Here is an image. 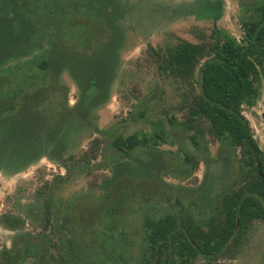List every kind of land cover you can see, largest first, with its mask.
<instances>
[{
    "label": "rangeland",
    "instance_id": "rangeland-1",
    "mask_svg": "<svg viewBox=\"0 0 264 264\" xmlns=\"http://www.w3.org/2000/svg\"><path fill=\"white\" fill-rule=\"evenodd\" d=\"M261 1L0 0V62L5 60L0 76L9 72V88L0 94V110L6 109L0 112V215L23 220L15 229L0 223V249L11 250L22 236L41 231L44 191L57 175L66 179L54 184L49 200L79 264L89 263L92 253L79 233L96 232L93 220L113 184L128 198L120 199L126 222L108 233L134 229L128 264L139 259L142 216L159 207L178 210L174 203L165 205L164 197L173 202L178 196L182 210L200 218L222 190L236 187L246 168L238 148L209 133L206 121L187 123L194 84L162 69L153 53L165 56L181 41L211 42L213 28L239 40L240 20ZM50 7L62 8L60 38L53 33L45 41L38 26L19 29L29 20L44 22ZM31 37L39 38L36 48L26 46ZM48 57L51 67L43 81L36 65ZM254 85L257 95L241 112L264 154V69ZM88 88H96V95ZM21 98L27 110L13 124L14 118L2 115L14 116L9 106L18 107ZM130 133L144 142L116 160L109 140ZM194 264H264V221L247 222L215 259L198 257Z\"/></svg>",
    "mask_w": 264,
    "mask_h": 264
},
{
    "label": "trees",
    "instance_id": "trees-1",
    "mask_svg": "<svg viewBox=\"0 0 264 264\" xmlns=\"http://www.w3.org/2000/svg\"><path fill=\"white\" fill-rule=\"evenodd\" d=\"M18 5L17 2L13 4L14 7ZM61 10L62 8L57 10L50 7L47 10V20L40 26L29 20L26 25L19 24V29L24 33L25 28L31 31L38 26L40 38L45 41L53 33L60 38L59 18L62 15L59 17L57 12ZM55 14H58V18L54 17ZM240 27L242 32L239 40L213 28L211 42L181 41L168 48L165 56L157 51L153 53L155 61L158 62L159 59L162 69L169 70L172 76L180 78L183 83L194 84L187 103V123L194 125L206 121L209 133L229 139L238 148L239 159L246 168L235 180L236 187L222 190L216 203L204 217L196 218L183 211L178 196L173 197V202L168 196L162 199V202L164 199V202H169L165 205H178V210L159 207L152 213H145L140 222L141 244L137 264H194L198 257L215 259L247 222L264 221V154L259 150L241 112L242 105H252L257 95L254 84L258 79V71L264 69V0L252 5L249 16L240 20ZM38 41L39 38L31 37L26 46L36 48ZM50 64L49 57L37 62L36 68L43 70L40 75L43 81L50 70ZM0 66H5V60L0 62ZM8 73L0 76V94H5L3 89L9 88ZM88 90H93L94 95L97 93L96 88ZM4 109L1 108L0 112ZM9 109L15 110L14 116L9 113L10 117L7 114L2 117L14 118L13 124H16L18 118L23 117V111L27 110L25 99L21 98L18 107L9 106ZM168 121L171 122L170 119ZM142 142L144 138L139 139L135 133L125 136L115 134L108 145L115 155H119L117 160L121 156H127ZM5 156L13 159L11 155ZM35 156V153L28 156L23 163L14 166L15 169L25 166V162ZM65 179L66 177L57 175L46 185L48 193L44 191L43 210L40 214L41 231L22 236L11 250L0 249V264H16L27 257H32L30 264H79L74 249L70 246L71 241L63 232L62 223L57 221V210L49 200V192L54 184ZM122 194L118 184H113L110 194L105 195L100 216L93 220V224L98 227L96 232L87 233L82 229L79 233L80 240L92 251L87 264L129 263V247L134 237L131 233L134 229L127 232L120 230L115 235L108 233L109 230L124 229L126 219L120 216V199L128 198ZM159 200L161 199L155 201ZM132 202L130 201L129 207H132ZM146 203L149 204L148 201ZM0 223L7 229H15L23 225V220L18 215L3 213L0 215ZM95 248L101 249L103 253L99 255Z\"/></svg>",
    "mask_w": 264,
    "mask_h": 264
}]
</instances>
